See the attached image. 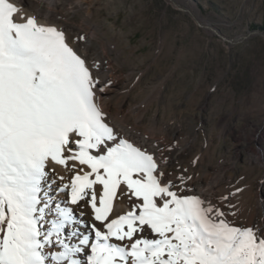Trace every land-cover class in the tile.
Returning a JSON list of instances; mask_svg holds the SVG:
<instances>
[{
  "label": "snow or ice",
  "instance_id": "1",
  "mask_svg": "<svg viewBox=\"0 0 264 264\" xmlns=\"http://www.w3.org/2000/svg\"><path fill=\"white\" fill-rule=\"evenodd\" d=\"M18 11L0 0V264H264V226H234L163 184L153 155L109 143L117 136L94 102L107 85L64 31L36 15L16 22ZM69 159L91 171L56 188L59 199L46 164ZM121 185L141 203L109 220ZM68 205L90 207L94 223Z\"/></svg>",
  "mask_w": 264,
  "mask_h": 264
},
{
  "label": "rangeland",
  "instance_id": "2",
  "mask_svg": "<svg viewBox=\"0 0 264 264\" xmlns=\"http://www.w3.org/2000/svg\"><path fill=\"white\" fill-rule=\"evenodd\" d=\"M32 1L81 31L80 48L70 31L65 39L96 79L105 76L97 107L104 117L153 141L156 151L105 119L117 136L110 144L125 139L153 155L158 178L173 184L178 195L218 182L206 204L234 226H264V38L254 34H264L257 29L264 23V0ZM14 19L22 22L18 13ZM49 25L58 28L55 21ZM84 48L91 59L100 56L99 70L82 56ZM74 167L81 175L91 171L68 160L66 183L54 190L71 183ZM55 169L46 168L50 174ZM102 190L99 185L97 198ZM50 194L66 199L64 193ZM134 203L141 201L121 185L109 220L126 215ZM73 207L90 216V207Z\"/></svg>",
  "mask_w": 264,
  "mask_h": 264
},
{
  "label": "bare ground",
  "instance_id": "3",
  "mask_svg": "<svg viewBox=\"0 0 264 264\" xmlns=\"http://www.w3.org/2000/svg\"><path fill=\"white\" fill-rule=\"evenodd\" d=\"M170 1L175 2L174 0H170ZM11 2L14 3L20 9V11H18L17 13L19 14V16L21 15V17H27L29 15H36L38 17V23L44 24V25H49V22H52V21H55V23L57 22L58 23V30H61V31H64V32L65 31H70L72 33V35L74 36V38H75L74 40H75L76 46L78 48H80V42H81V40L78 39V37L80 36L81 31L78 30V29H75L73 27H70V26L66 25L61 20L60 16L53 9H51V8L43 9V8H41L39 5H37L32 0H11ZM50 3H51V5L54 4L53 2H50ZM21 21L23 22V20H21ZM93 39H94V36L93 35L89 36V40L87 41V46L88 47H89V45L92 44L91 41ZM86 50H88V49L87 48H84L82 51H80L81 54H82V56L87 57L89 59V61L93 62L92 66L93 65H96V66H93V67L96 70H99L100 69V66H101V60L99 58L100 56L98 54H93L92 56L96 57L95 59L93 58L94 59L93 60V59H91V57H89L90 54ZM103 75H102L101 81H103L105 79V76H103ZM100 97L101 96H99V97L97 96L96 97L97 100L95 101V103L97 102L98 106L100 105ZM104 115H105L104 119H106L109 124L114 125V126H117V129L122 134H124L126 137L131 138V139H136L138 142H140L143 145H146V144L149 143V144H151L152 150L153 151H156V145H155V143H153V141L151 142L150 139H148V138H146L144 136L134 135L129 129H127V128L121 126V125L116 124L110 117H108V115H106V114H104ZM69 155H71V153H67V152L65 153V156L66 157L69 156ZM69 161L72 162L73 165H75V166H78V164H79L75 160L69 159ZM52 165H54L55 168H56L54 172L60 173L61 177L60 178H57L60 175L58 176L54 172H51V174L49 173V182H51L52 179L54 178L55 179V184H53V187L55 185L58 186V184H60V186H61L62 183H64V182L66 183V181H64L66 179V175H67V171L64 168L65 165H58V164H56L54 162L49 161L46 164V168H48L49 166H52ZM82 166L87 167L86 165H82ZM71 173L73 174L72 177L74 175H81L79 173V171L77 170L76 167H74V170L73 171L71 170ZM69 183H70V180H69ZM217 185H218V182H216V181H214V182L213 181H210V182H208L206 184V187L205 188L197 189V191L195 192V194L198 195L201 199H204L206 202H210L209 201V198H210V196L212 194V191L217 187ZM98 187H99V185L98 186L95 185V187H94V190L97 193H98ZM53 193H55V190L53 191ZM186 194H194V193H192V191H187ZM98 199L99 198H97V204H98ZM73 206L74 205H70V207H72L74 209L77 208V207H73ZM89 211H90V216L89 217L88 216L87 217L84 216L82 218L85 219V220H87L89 222V224L91 225L92 223H94V221H92V219H91V208L89 209ZM76 214L79 215V212L77 211ZM93 236H94V234H93Z\"/></svg>",
  "mask_w": 264,
  "mask_h": 264
},
{
  "label": "trees",
  "instance_id": "4",
  "mask_svg": "<svg viewBox=\"0 0 264 264\" xmlns=\"http://www.w3.org/2000/svg\"><path fill=\"white\" fill-rule=\"evenodd\" d=\"M257 29L264 33V23H262L259 27H257Z\"/></svg>",
  "mask_w": 264,
  "mask_h": 264
},
{
  "label": "water",
  "instance_id": "5",
  "mask_svg": "<svg viewBox=\"0 0 264 264\" xmlns=\"http://www.w3.org/2000/svg\"><path fill=\"white\" fill-rule=\"evenodd\" d=\"M173 4H175L174 2H173ZM176 5V4H175ZM254 34H259V35H261L263 38H264V34H261V33H257V32H255ZM223 40H224V38H222Z\"/></svg>",
  "mask_w": 264,
  "mask_h": 264
}]
</instances>
